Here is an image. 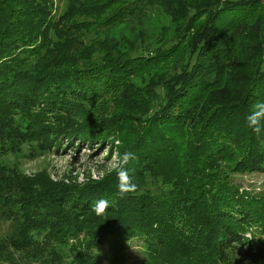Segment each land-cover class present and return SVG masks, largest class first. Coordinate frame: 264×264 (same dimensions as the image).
<instances>
[{"label": "trees", "instance_id": "obj_1", "mask_svg": "<svg viewBox=\"0 0 264 264\" xmlns=\"http://www.w3.org/2000/svg\"><path fill=\"white\" fill-rule=\"evenodd\" d=\"M52 6L0 0V264H121L131 241L152 264H231L236 247L263 264L264 182L233 176H264V129L246 127L264 102V0ZM74 141L134 153L137 190L119 198L116 169L82 192L7 159Z\"/></svg>", "mask_w": 264, "mask_h": 264}, {"label": "rangeland", "instance_id": "obj_2", "mask_svg": "<svg viewBox=\"0 0 264 264\" xmlns=\"http://www.w3.org/2000/svg\"><path fill=\"white\" fill-rule=\"evenodd\" d=\"M64 5L65 0H53L52 16L57 18L63 12ZM77 143L74 141L70 147L62 144L61 147L64 148L57 153L48 152L35 158L28 157L31 154L27 147L24 146L21 148L22 154L20 156L17 158L10 156L7 159L10 165L17 169L25 178L28 177V179L32 178L33 181H38L35 180V177L44 174L49 178V184L54 183L62 186L63 183L64 186L67 185L76 190L81 189L84 192L87 189L85 185L89 181L91 183V181L100 180L104 174L117 169L118 160L115 146L111 148L108 142L102 145L94 144L91 147H77ZM233 177L234 181L244 187V189H255L256 192L261 189V185L264 182V176L255 173L236 174ZM127 252L126 260L121 264H152L149 255H144L139 241H131L128 244ZM231 256L235 259L231 264H250L241 247L234 248ZM104 264L108 263L105 262Z\"/></svg>", "mask_w": 264, "mask_h": 264}, {"label": "clouds", "instance_id": "obj_3", "mask_svg": "<svg viewBox=\"0 0 264 264\" xmlns=\"http://www.w3.org/2000/svg\"><path fill=\"white\" fill-rule=\"evenodd\" d=\"M246 127L257 136L260 135L262 129H264V102H257L252 106L250 114L246 117ZM133 159H135V154L130 151H125L118 156L116 194L121 199L137 190V185L133 183L127 171V165ZM108 206V201L101 199L93 205L92 211L98 216L103 215Z\"/></svg>", "mask_w": 264, "mask_h": 264}]
</instances>
